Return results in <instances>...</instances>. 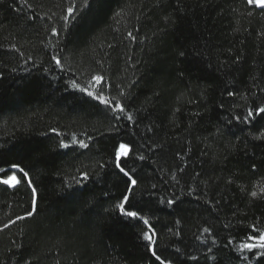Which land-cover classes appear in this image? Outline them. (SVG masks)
I'll return each mask as SVG.
<instances>
[{"label": "trees", "instance_id": "obj_1", "mask_svg": "<svg viewBox=\"0 0 264 264\" xmlns=\"http://www.w3.org/2000/svg\"><path fill=\"white\" fill-rule=\"evenodd\" d=\"M259 107L264 9L247 0H0V180H21L0 183V229L32 210L12 165L37 201L0 231V264H159L116 208L120 143L138 180L126 208L162 259L264 264L243 247L264 231V114L245 120Z\"/></svg>", "mask_w": 264, "mask_h": 264}, {"label": "snow or ice", "instance_id": "obj_2", "mask_svg": "<svg viewBox=\"0 0 264 264\" xmlns=\"http://www.w3.org/2000/svg\"><path fill=\"white\" fill-rule=\"evenodd\" d=\"M24 3H27V0H24ZM247 4L249 6H254V7L264 9V0H247ZM83 6H87V0H83ZM74 11H75L74 7H69L67 9L68 15L65 17V19H67L68 17H71L73 15ZM53 34H57L55 29L53 30ZM129 35H131V33H129ZM181 55H183V53H181ZM53 60L56 62V64L58 66L61 65V60L58 59L57 57L54 56ZM93 80L95 81L96 84H100L103 81V77L97 75V76L93 77ZM72 86L77 87V85L75 83H73ZM81 91H87V90L81 89ZM87 94L89 96H93L92 92H87ZM229 95H233V93H229ZM94 98L99 100L101 103H103L107 107H109L113 113H115V112L123 113L125 111L124 106L121 105L120 103H116L113 106L111 100L105 99L102 96L97 95ZM261 114H264V107H259V108L255 109L254 111H252V110L248 111L247 116L245 117V120L247 121L248 118L252 117L253 115L259 116ZM115 118L120 119L119 116H116ZM128 119L130 120V119H132V117L129 116ZM237 119H239V117H237ZM256 138L257 139H264V133H261V135L259 137H256ZM73 143H76L75 139L73 140ZM79 143H80V146L83 148L88 147V145L86 143H84L83 141H80ZM60 147L67 148V147H69V145L65 144V143H63V141H61ZM130 152H131L130 146L127 144H124V143H120L116 149L115 161H114L115 167L127 179V187L125 189V194L122 196L120 202L116 205V208L119 210L121 215L128 217V218H132V219H139L143 222V224L146 226L147 230L143 231L142 236H143V239L148 242L149 251L151 252V255L153 257H155V259L159 262V264H170V262H166L156 252V249H155L156 240L154 239V237H156L157 234H156L154 228L152 227V225L149 223V220L146 219L145 217H143L142 215H140L139 212L133 211V210H128L126 208V205L130 202V195L133 193L134 189L136 188V186L138 184V180L133 176V173L136 171L135 168H132L131 170H126L122 166L123 159L128 158ZM144 158L145 157L143 155L139 156L140 160H143ZM12 167L19 169V171L21 173H23V178L27 181L28 186L32 188V194H33L32 210L27 212L26 216L16 218V220H23V219H26L27 217L33 216L37 211L36 188L32 187V182H31V179L29 178L28 172H26L23 168H20V166L16 165V164L12 165ZM101 167H103V165H101ZM3 171H4V169H0V172H3ZM82 178L84 180L88 179V174L83 173ZM0 183H3V184L8 185L10 187H16L17 185H19L21 183V180L18 179L15 174H13L11 177H9L7 179L0 180ZM77 183H80V180H77ZM153 187H155V186H153ZM261 191L264 192V188H262ZM252 195L255 196L256 193L253 192ZM168 203L172 204V203H174V200H169ZM16 220H12L8 224H4L3 229L8 228L11 224H15ZM3 229H0V231H3ZM253 229L256 232H259V236L258 237L252 236V237H249V239L254 240V239L258 238L260 243L259 244L249 243V244H245L243 247L249 251H251L254 248L264 249V231H261L256 226H253ZM204 231L209 232L210 230L205 228Z\"/></svg>", "mask_w": 264, "mask_h": 264}]
</instances>
